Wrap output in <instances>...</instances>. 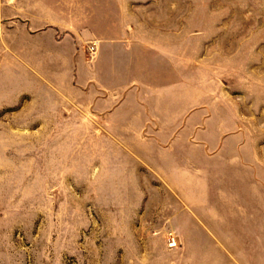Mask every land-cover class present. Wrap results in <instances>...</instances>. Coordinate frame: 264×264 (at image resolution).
I'll return each mask as SVG.
<instances>
[{
    "label": "rangeland",
    "instance_id": "374dc122",
    "mask_svg": "<svg viewBox=\"0 0 264 264\" xmlns=\"http://www.w3.org/2000/svg\"><path fill=\"white\" fill-rule=\"evenodd\" d=\"M0 264H264V0H0Z\"/></svg>",
    "mask_w": 264,
    "mask_h": 264
},
{
    "label": "built area",
    "instance_id": "2783aa9c",
    "mask_svg": "<svg viewBox=\"0 0 264 264\" xmlns=\"http://www.w3.org/2000/svg\"><path fill=\"white\" fill-rule=\"evenodd\" d=\"M94 49V46L90 47V50L92 51ZM175 244V242H173V245Z\"/></svg>",
    "mask_w": 264,
    "mask_h": 264
}]
</instances>
